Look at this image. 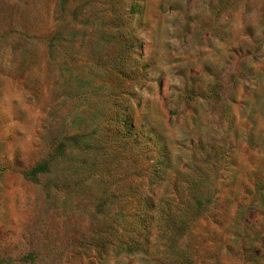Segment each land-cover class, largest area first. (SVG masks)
Listing matches in <instances>:
<instances>
[{
    "label": "rangeland",
    "instance_id": "1",
    "mask_svg": "<svg viewBox=\"0 0 264 264\" xmlns=\"http://www.w3.org/2000/svg\"><path fill=\"white\" fill-rule=\"evenodd\" d=\"M0 264H264V0H0Z\"/></svg>",
    "mask_w": 264,
    "mask_h": 264
},
{
    "label": "trees",
    "instance_id": "2",
    "mask_svg": "<svg viewBox=\"0 0 264 264\" xmlns=\"http://www.w3.org/2000/svg\"><path fill=\"white\" fill-rule=\"evenodd\" d=\"M46 165H47V163H42V164H40V165H37V166L31 168V169L27 172L26 175H27L28 177H30V176H35L38 172L45 170Z\"/></svg>",
    "mask_w": 264,
    "mask_h": 264
}]
</instances>
